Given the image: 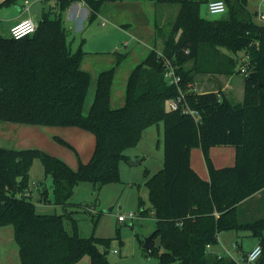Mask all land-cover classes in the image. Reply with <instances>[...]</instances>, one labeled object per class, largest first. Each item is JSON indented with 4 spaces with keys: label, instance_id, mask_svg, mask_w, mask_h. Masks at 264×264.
<instances>
[{
    "label": "trees",
    "instance_id": "trees-1",
    "mask_svg": "<svg viewBox=\"0 0 264 264\" xmlns=\"http://www.w3.org/2000/svg\"><path fill=\"white\" fill-rule=\"evenodd\" d=\"M16 1L0 0V7ZM73 1L58 0L54 15L44 11L32 35H0V120L76 126L95 137L90 160H80L77 169L40 148L0 146V225L13 226L20 264H75L86 254L91 264H112L109 239L79 233L68 210L70 199L82 181L92 182L95 191L119 181L120 163L129 159L125 150L140 141L148 126L161 121L164 163L146 180L151 207L142 212L155 217L154 237H160V245L145 249L140 240L145 252L156 254L159 264H240L211 254L208 246L218 241L221 231L247 230L263 248L256 264H264V216L244 219L241 214L242 202L264 188V23L254 20L248 0H224L227 15L222 18L202 15L197 0H155L180 5L170 31L158 29L161 47L131 72L122 107H111L115 67L102 71L88 114L84 104L91 76L80 66L85 52L81 47L72 51L62 16ZM81 1L91 10V22L104 2L116 0ZM243 57L248 63L243 100L234 101L222 89L193 88L198 73H242L237 66ZM169 65L181 75L179 85L168 83ZM181 92L182 106L195 110L197 118L169 107ZM55 139L72 147L64 138ZM218 145L235 147L234 165H214L210 149ZM194 147L202 149L208 180L191 165ZM36 158L52 180L54 203L63 206L62 214L38 212L26 195ZM42 190L41 197H47L43 184ZM142 204L140 198L139 208ZM66 218L72 220V229Z\"/></svg>",
    "mask_w": 264,
    "mask_h": 264
},
{
    "label": "rangeland",
    "instance_id": "rangeland-1",
    "mask_svg": "<svg viewBox=\"0 0 264 264\" xmlns=\"http://www.w3.org/2000/svg\"><path fill=\"white\" fill-rule=\"evenodd\" d=\"M52 4L58 0H48ZM172 7L178 12L180 5L173 3ZM12 6V5H9ZM7 6V7H9ZM17 9H19L16 6ZM202 15H208L210 18H220L225 14H209L205 11V3L202 6ZM176 15H171L169 22L164 23L163 30L168 33L171 28L173 19ZM260 18V17H259ZM36 21L37 19L34 18ZM257 23L261 21L254 18ZM97 21H93L92 26L97 25ZM83 33L73 41L76 48L81 47L84 52L104 48L106 46L102 41H94L95 30L93 28H85ZM121 44V43H120ZM76 49V50H77ZM125 46L115 53L116 56L125 54ZM224 51L228 52L225 48ZM95 53V52H94ZM243 53L240 52V56ZM119 60L123 59V57ZM192 66V62L187 64V67ZM240 69V64L237 66ZM218 81L209 73L196 74L195 82L198 88L205 90L218 89L219 83L225 84L230 81L233 89H225L224 92L229 95L234 101L242 100L244 95L243 83L245 75L243 73L222 76L217 75ZM220 81V82H219ZM92 98V99H91ZM94 98V88H90L88 93L86 106L88 111ZM79 127L66 128V133L63 138L68 141L72 147H69L59 141H55L51 148L52 154L66 161L71 167L77 169L81 161L90 159L94 151L95 141L93 133L86 130H81ZM73 129V130H72ZM164 123L152 124L148 126L142 135L140 141L135 145L125 150L129 156L128 160H122L120 165V180L111 182L102 186L99 191H95L92 182L82 181L74 190L71 204L68 205V210L72 211L73 218L77 221L78 231L82 236L89 237L95 235L109 239V251L107 253L108 260L112 264H159L156 254L145 252L140 240H144L154 233L157 229V221L151 214L147 215L142 212L149 210L151 207L149 189L146 186V180L151 176L152 172H157L159 164L163 161L164 147ZM228 149H233L234 146L218 145L211 150L215 163L218 162L220 156L228 153ZM87 160V161H88ZM130 160H137L138 164H131ZM201 163L205 169L207 168L204 156L201 157ZM218 164V163H217ZM29 190L30 197L36 205V209L40 213L62 214L64 208L62 205L54 203L53 191L51 188L52 180L46 175L44 165L39 158H36L29 171ZM43 188L47 189V197L42 198L41 192ZM37 184V185H36ZM142 199V207L139 208V199ZM264 204V202H262ZM130 211H135V217L127 218L120 222L118 215L120 213L128 215ZM263 212H259L257 207L255 213L250 218L264 216ZM261 215H260V214ZM68 228L72 229V220L66 218ZM219 236L218 241L208 246V251L214 255L231 257L241 261L242 250H249L252 244L257 242V238L247 230H224ZM237 244V246L235 245ZM154 245H160V237H154ZM15 246V249L12 248ZM242 246V247H241ZM243 248V249H242ZM0 264H20L19 247L15 240L14 228L11 224L0 225Z\"/></svg>",
    "mask_w": 264,
    "mask_h": 264
},
{
    "label": "crops",
    "instance_id": "crops-1",
    "mask_svg": "<svg viewBox=\"0 0 264 264\" xmlns=\"http://www.w3.org/2000/svg\"><path fill=\"white\" fill-rule=\"evenodd\" d=\"M26 1L27 0H17L15 3L10 4L12 6L3 5L0 7V35L4 37H10V28L18 20L23 18H32L36 23H38L42 18L44 11H50L52 15L57 12V1H55L53 4L48 0H29L28 4ZM197 1L201 2V11L202 6L205 3V11L206 13H209L208 3L212 0ZM172 4L173 3L165 2L157 3L155 0L106 1L102 4L98 16L95 19L98 22L96 26H92L93 21L90 22L89 20L91 10L84 1H73L67 7L62 16L64 25L68 31V38L70 40L72 51L77 49V46L73 40L77 39L79 34L81 35L85 28H93L95 30L94 41H102L106 44L104 48L88 51L86 50V53L82 58L80 65L81 69L87 71L91 76L88 93H90V88L93 87L95 98L99 74L102 71L115 67V76L111 92V107L119 108L125 104L127 82L131 72L136 67V65L141 63L154 48L161 47L162 43L160 35L158 34V29H163L164 23L169 22L171 15L173 16L176 15V13L178 14V12H176L177 9L172 7ZM16 6L19 9H17ZM248 8L253 13L254 18H257L261 21L260 24H263L264 0H248ZM219 14H225L222 17H226L227 15L226 11ZM206 16L209 17L208 15ZM34 18H36L37 21ZM80 45L81 44H79V46ZM123 46H125L126 50L124 51L125 53L121 54L125 55H120L121 58L123 57V59L119 60L120 56H116L115 53L122 49ZM221 75L225 77L227 76L226 74ZM212 77L218 81L217 76ZM242 87L245 92V79ZM193 88L199 92L215 90L211 88L208 90L198 88L196 82L194 83ZM218 89H222L223 91L225 89L232 90L233 87L230 81L227 80L224 85L219 83ZM86 100L84 104V112L88 114L90 109L88 111V108H85ZM71 127L76 128V126L24 124L0 120V146L14 149L40 148L52 154V150L49 147L53 146L54 142L56 141L55 137L63 138V134L66 133V128ZM93 139L95 141L94 136ZM212 148H214V146L211 147V150ZM211 150L210 155L216 167L234 165L236 156L235 147L234 150L228 149L227 155H229V157L225 155L223 158L226 152L220 156L217 162L218 164L215 163V159L213 154H211ZM202 156L203 152L200 147L192 148L191 165L203 179L208 180L209 172L208 169H205L201 163ZM162 159L163 161L161 164H159L160 166H158L159 170L163 167L164 157ZM87 160L88 159H85L83 162H87ZM139 162L140 160L137 162V164ZM72 166L74 167L73 164ZM153 173L154 172L151 174ZM30 193L31 192L29 190L26 192V195H30ZM262 202H264V188L242 202L241 214L244 219H252L250 217H252V215L255 213L256 207L260 213L263 212L262 207H264V204ZM221 232L219 233V236H222L223 233ZM257 244L258 239L256 243L252 244L249 250H251ZM235 245L237 246V244ZM12 248L15 249V246ZM249 250H242L240 252L242 259L244 254ZM91 263V256L86 254L75 264Z\"/></svg>",
    "mask_w": 264,
    "mask_h": 264
},
{
    "label": "built area",
    "instance_id": "built-area-1",
    "mask_svg": "<svg viewBox=\"0 0 264 264\" xmlns=\"http://www.w3.org/2000/svg\"><path fill=\"white\" fill-rule=\"evenodd\" d=\"M29 0L26 1L28 4ZM227 9V5L224 0H212L208 3V11L211 14H218L225 12ZM37 29V23L32 18H23L21 20H18L16 23H14L10 28V35L13 38L20 39L23 37H26L28 35H32ZM242 60L244 63L240 66L241 72L245 75L248 73V63L247 57H243ZM165 77L169 84H175L179 85V82L181 81V75L176 73V69L174 66L169 65L168 69L165 72ZM184 99V93L181 92V94L174 99H171L169 101V107L171 109H179L182 108L183 112L185 113H191L194 117L197 118V112L188 106L184 105L182 106V102ZM135 211H130L128 215L120 213L118 215V219L120 222H123L127 220V218H134ZM153 215V214H152ZM263 248L258 243L255 245L251 250L247 251L246 254L243 256V259L240 261V264H256L260 256L262 255Z\"/></svg>",
    "mask_w": 264,
    "mask_h": 264
},
{
    "label": "water",
    "instance_id": "water-1",
    "mask_svg": "<svg viewBox=\"0 0 264 264\" xmlns=\"http://www.w3.org/2000/svg\"><path fill=\"white\" fill-rule=\"evenodd\" d=\"M138 161L130 160L131 164H137ZM156 232V231H155ZM154 233H152L149 237L145 239V242L143 244V247L145 249H151L154 246Z\"/></svg>",
    "mask_w": 264,
    "mask_h": 264
}]
</instances>
